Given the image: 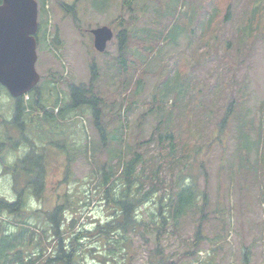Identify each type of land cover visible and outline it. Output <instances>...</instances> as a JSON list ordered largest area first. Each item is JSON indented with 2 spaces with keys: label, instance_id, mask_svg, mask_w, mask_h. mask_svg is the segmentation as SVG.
<instances>
[{
  "label": "rangeland",
  "instance_id": "1",
  "mask_svg": "<svg viewBox=\"0 0 264 264\" xmlns=\"http://www.w3.org/2000/svg\"><path fill=\"white\" fill-rule=\"evenodd\" d=\"M37 1L40 6L43 0ZM44 1H47L46 8L50 15L47 25L50 40L57 36L59 42L56 43L57 48L52 47L51 50L47 45L48 40L42 42L37 37L36 67L41 75L39 84H54L50 79L52 73L56 76L63 75L59 87L65 100L69 96V83L89 84L92 79V62L100 64L101 71L105 68L111 71L107 63L114 60L117 62L120 42L117 38L118 30L125 29L129 24L130 29L153 27L156 30L160 27L157 16L152 12L155 3L150 1L148 8L146 7L147 11L138 8L142 6L143 0L130 4L136 11L127 5L122 7V0H106L108 6L102 9L96 3L98 0ZM230 2L233 5L231 15L223 22ZM255 2H259L256 8ZM168 4L177 5L183 11L190 8L188 2L177 3L175 0L169 1ZM197 4L206 6L212 13L217 7L219 12L214 21L215 25L220 27L219 32L211 33L208 28L198 26L192 34L186 29L185 20L177 19L180 32L176 42L166 45L158 57L149 63L151 70L176 64L181 75L192 76L189 78L192 81L189 92L184 96L170 92L165 99L167 102L164 108L175 114L174 123L181 119L180 128L187 131L184 134L186 141L209 145L208 138L215 140L209 148L204 145L197 154V161L185 172L187 179L196 181L199 188L208 192L207 213L189 214L180 225V231L169 228L168 233L163 232V251L173 264H245L243 256L248 251L250 264H264V196H261L260 187L252 182L256 176L254 168L251 170L252 175L248 174L249 168L246 166L239 170L237 153V133L240 126L254 129L251 132L253 137L256 136L255 129L259 125L264 127V0H214L209 5L207 0H198ZM194 10L195 6L191 8L192 12ZM205 23L209 24L208 21ZM104 25L113 29L115 37L109 42L105 52H99L94 47L91 30ZM189 25L190 23H187V27ZM215 47H218L219 54L209 57L205 50L212 52ZM196 64L199 66L196 67ZM173 70H176V67ZM119 82V74L114 78H106L105 74L100 73L94 84L99 92L109 94L118 87ZM160 82L158 75L146 76L141 92L134 96L136 105L126 122L127 138L132 144L139 132L141 114L148 109L147 104L153 102L154 95H158L163 87L162 84L159 85ZM0 92V140L7 143L2 150L4 162L14 164L26 156L33 145L37 151L45 150L47 154L46 185L41 197L33 194L29 185L25 189L27 177L24 173L15 177L13 173L6 171L2 164L0 197L15 201L18 198V190L23 188L24 196L26 194L28 200L27 209L43 211L31 215L30 222L39 226V235H44L45 241L37 248L35 244L38 243L39 235L35 234L29 249L35 251L42 246L44 250L48 245L45 253L55 252L54 242H46V234L49 240H54L47 212L53 210L56 204L64 203L65 195L72 201V206L64 210L65 223L61 226L66 232V238L72 233L70 223L75 217L79 220L76 222V230L84 229L82 225L92 229L112 217L113 208L106 205L99 194L97 173L93 171L91 160L83 152L86 145L92 147L93 143L98 146L101 138L89 111L80 116L74 111L73 119L66 120V123L59 122L57 127L52 125L53 128L46 126V137L42 135L44 139L41 138L42 132L38 130L36 120H28L24 130L18 129L10 122L14 99L5 87H0ZM47 94H52V91L48 90ZM232 98L236 99L233 116L224 131L220 132L216 121L221 118L225 106ZM156 122L157 118L153 115L141 121V137L147 139ZM188 122L192 124L191 127ZM190 128L195 132L203 130L202 138L194 139L188 131ZM250 156L254 162L257 157L254 148L251 149ZM92 159L103 164L107 159L105 149ZM201 160L205 162L208 175L200 169ZM170 174L168 183L175 182L181 175L178 170ZM90 195L92 201L88 205L84 204ZM167 196L164 203L167 202ZM199 204H202V201ZM157 210L158 204L151 202L146 208L142 206L138 210V216L142 214V217L150 221V213ZM2 220L0 229H16L13 216L5 213ZM202 220L203 239L196 248L190 243L195 239V231L201 226ZM83 241L85 258L81 264H115L110 257H106V260L101 256L102 253L107 255L106 237L92 236ZM128 244L121 252L116 251L121 262L150 264V255L156 247L154 232L150 231L144 235L135 233L133 242ZM247 247L249 250H246ZM194 251L195 254H191ZM125 254L130 259L124 260Z\"/></svg>",
  "mask_w": 264,
  "mask_h": 264
},
{
  "label": "trees",
  "instance_id": "2",
  "mask_svg": "<svg viewBox=\"0 0 264 264\" xmlns=\"http://www.w3.org/2000/svg\"><path fill=\"white\" fill-rule=\"evenodd\" d=\"M137 1L139 0H122V7L127 5L136 11L137 9L130 4ZM148 1L155 3L152 12L157 16L160 27L156 30L153 27L150 29H148L149 27L130 29L129 24L125 29L118 30L117 38L120 42L117 62L114 60L107 63L112 72L108 68L101 71V65L92 62L90 64L92 79L89 84L69 83V96L66 100L59 87L64 76H56L55 73H52L50 77L54 84H38L29 92L28 100H25V96L13 98L14 109L11 124L24 130L28 120H36L39 125L38 130L42 132V139H44L42 135L46 137V126L51 128L52 125L57 127L59 122L66 123V120L73 119L74 111L78 112L77 116L83 115L86 111L91 112L101 140L98 146L93 143L92 147L86 145L83 152L91 160L93 171L95 170L97 173L99 194L105 200L106 205L110 206L111 209L113 208L111 219L105 223H98L92 229L81 224L84 229L76 230L75 226L78 224L76 222L79 220L75 217V220L70 223L72 228L70 237H64L66 232L61 229L62 223H65L63 219L64 210L72 206L69 196L65 195L64 203L56 204L53 210L47 212L54 240H49V236L46 234V242L47 244L54 242L55 252L45 253L48 245L44 250L41 246L40 249L31 251L29 247L33 242L34 235L40 233L38 231L39 226L30 222V216L38 214L41 209H27L28 200L26 194L24 196V189L22 188L18 190V198L15 201L0 197V217L3 219L5 213L8 216H13L15 219L13 225L17 226L16 229L12 228L9 231L7 228L0 229V264H81L85 258L83 239L92 236L106 237L107 255L102 253V257L104 256L105 259L110 257V260L112 259L115 264H133L131 261L121 262L116 251L121 252L122 248L124 249L129 245V242H133L135 233L144 235L150 231L154 232L156 241V247L150 255V264H173L163 251L161 234L163 232L168 233L172 228L176 232L180 231V225L189 214L202 213L204 215L207 213L208 192L199 188L196 181L187 179L185 172L188 171L193 162L197 161V154L204 145L209 148L215 140L208 138L210 140L209 145L186 141L184 134L187 131L180 128L181 119L174 123L175 114L171 110L166 111L164 108L167 102L165 99L170 92H176L182 96L189 92L192 82L189 78L192 76L181 75L176 64L171 67L164 65L158 70H151L149 63L158 57L166 45L176 42L180 32L177 19L183 18L186 29L190 30L192 34L196 32L198 26L203 29L208 28L211 33L217 34L220 27L215 25L214 17L219 10L215 7L214 13H212L206 6L197 4L198 0H177V3L179 1L184 4L188 2L190 5L188 11H183L177 5L168 4L169 1L174 2L175 0H143L141 1L142 6L138 8L147 11ZM213 2L214 0H207L208 5ZM1 3L2 0H0ZM41 3L40 28L37 37L42 42L49 41L47 45L52 50V47L57 48L56 43L59 40L57 36L52 38V41L50 40V32L47 27L50 16L49 10L46 8L47 1L43 0ZM96 3L100 5V9L108 6L106 0H98ZM258 5L259 2H255V8ZM64 6L67 5L64 4ZM194 6L195 10L192 12L191 8ZM232 8L233 5L230 2L225 11L226 17H224L223 22L228 20ZM206 21L209 24H206ZM187 23H190L188 27ZM203 36L206 35L203 34ZM217 48H213L212 52L206 49L205 53H209V57L216 56L219 54ZM56 53L54 54L57 55ZM198 66L199 64H196V67ZM174 67L176 70H173ZM100 73L101 75L105 74L106 78H114L115 75L119 74L120 82L118 87L111 91L112 93L104 94L97 90L94 82L98 80ZM151 74L158 75V78L161 79L159 85L162 84L163 87L158 95H154L153 102L147 104L148 109L141 114L138 123L139 132L132 144L127 138L126 122L136 105L134 96L141 92L146 76ZM48 90H51L53 95L47 94ZM235 102L236 99L232 98L225 106L221 118L216 121L218 131L223 132L231 121ZM150 115L157 118V122L150 136L146 139L141 137L143 135L141 121L146 120ZM188 125L189 127L192 126L190 122ZM253 130L244 126L239 128L237 133L238 164L239 170L243 166L248 167L247 172L250 175H252L251 170L254 168L256 176L252 182L260 187L261 196H264V127L259 125L255 129V137L251 136ZM188 131L194 139L202 138L203 130L195 132L190 128ZM6 145V142L0 140V165L2 164L4 169L13 173L15 177L24 173L27 177L25 189L29 185L33 194L41 197L46 185L47 154L45 150L37 151L33 145L26 156L11 165L4 162L2 150ZM252 148L255 149L257 155L254 162L250 156ZM104 149L107 153L106 161L103 164L94 162L93 156L101 153ZM199 166L208 175L203 160L200 161ZM174 170H178L181 175L175 182L168 183L167 178L172 171L175 172ZM67 176L68 174L66 178ZM192 178L194 177L192 176ZM166 195H168V199L164 203ZM88 198L89 200L84 203L86 205L92 201L91 195ZM200 201L202 204H199ZM151 202L158 204L159 211L151 212V219L148 221L142 217V214L138 216V210L142 206L146 208ZM41 212L43 213L42 210ZM2 219L0 221H3ZM203 220L201 226L198 225L199 227L195 231V239L190 243L196 248L200 240L203 239L201 235ZM31 236L33 237L31 238ZM38 237L36 247L45 241L44 235ZM247 249L249 250V247ZM191 254H195V251ZM123 258L124 260L130 259L126 254ZM243 261L245 264H250L249 251L244 253Z\"/></svg>",
  "mask_w": 264,
  "mask_h": 264
},
{
  "label": "water",
  "instance_id": "3",
  "mask_svg": "<svg viewBox=\"0 0 264 264\" xmlns=\"http://www.w3.org/2000/svg\"><path fill=\"white\" fill-rule=\"evenodd\" d=\"M39 4L37 0H2L0 4V84L14 97L33 90L40 81L36 69ZM94 46L104 52L114 37L109 26L91 30Z\"/></svg>",
  "mask_w": 264,
  "mask_h": 264
},
{
  "label": "clouds",
  "instance_id": "4",
  "mask_svg": "<svg viewBox=\"0 0 264 264\" xmlns=\"http://www.w3.org/2000/svg\"><path fill=\"white\" fill-rule=\"evenodd\" d=\"M9 162H11V160Z\"/></svg>",
  "mask_w": 264,
  "mask_h": 264
}]
</instances>
